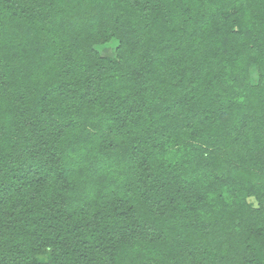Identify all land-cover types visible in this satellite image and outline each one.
<instances>
[{
    "label": "trees",
    "instance_id": "16d2710c",
    "mask_svg": "<svg viewBox=\"0 0 264 264\" xmlns=\"http://www.w3.org/2000/svg\"><path fill=\"white\" fill-rule=\"evenodd\" d=\"M0 264H264V0H0Z\"/></svg>",
    "mask_w": 264,
    "mask_h": 264
}]
</instances>
